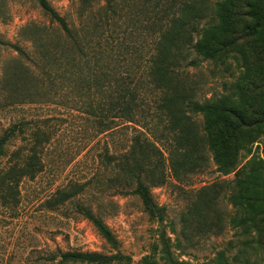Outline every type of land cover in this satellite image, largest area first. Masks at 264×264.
<instances>
[{
  "label": "rangeland",
  "instance_id": "374dc122",
  "mask_svg": "<svg viewBox=\"0 0 264 264\" xmlns=\"http://www.w3.org/2000/svg\"><path fill=\"white\" fill-rule=\"evenodd\" d=\"M187 1L192 0H47L84 43L97 47L95 59L105 58L99 43H107L111 59L122 63L119 72L144 79L161 32ZM224 1H195L199 18L193 37L199 48H188L177 69L187 96L200 103L228 97L241 122L213 112L218 131L225 124L236 129L228 128L230 139L211 150L205 115L190 113L197 135L195 166L174 174L166 152L173 138L159 93L147 91L138 124L124 126L115 119L113 129L102 133L99 120L87 111L90 98L99 104L87 87L93 81L87 83L70 40L55 30L36 0H0V137L16 128L0 156V170L12 155L24 153L34 129L48 137L44 168L20 183L17 208L0 205V264H56L51 257L59 251L129 258L114 264H166L163 244L183 264H264V25L249 17L235 25L224 21ZM207 36L217 43L213 54L204 49ZM105 67L101 61L95 74ZM137 134L163 149L160 169L154 157V174L142 178L150 187L149 208L105 156L128 151ZM161 173L163 183L153 186ZM75 185L83 189L78 196L56 210L45 209L57 189L70 191ZM78 206L103 221L115 247L77 212Z\"/></svg>",
  "mask_w": 264,
  "mask_h": 264
},
{
  "label": "trees",
  "instance_id": "16d2710c",
  "mask_svg": "<svg viewBox=\"0 0 264 264\" xmlns=\"http://www.w3.org/2000/svg\"><path fill=\"white\" fill-rule=\"evenodd\" d=\"M39 7L45 14L48 15L50 22L55 25V30L59 34L70 40L74 49V53L79 54L78 66L83 68L86 75L87 85L91 91L93 89V96L99 99V104L94 103V98H90L88 104V114L96 117L98 124L102 127L101 132L105 133L111 131V123L118 119L123 122L124 126L127 124L135 125L137 122V114L144 108L145 95L151 89L158 92L160 96V109L163 115L168 118V131L172 135L173 145L166 149L169 159L168 163L171 171L176 174L178 170L186 172L194 168L193 149L197 145V135L190 128V113L201 112L205 115L210 139V149L213 150L216 143H222L230 139L231 134L227 133V129L235 130L236 127L225 124V129L218 131L211 121V114L213 112H220L223 114H231L238 121L241 122L240 115L229 107V99L225 97L218 102L214 100H205L204 102H197L187 96L184 88L180 84L178 75V67L185 61L184 53L188 48L190 50H198L199 44L194 34H197L196 23L198 13L193 10L195 8L196 0L187 1L182 5V10L178 15L173 16L170 20V25L161 32L159 40L153 48V52L149 58V67H147V79L143 77H136L135 74H124L119 72V66L122 64L118 59H111L114 57L108 54L109 50L112 52V47L107 43H99L101 51L105 58V70L99 76L95 74L96 66L100 64L99 58L93 57V51L97 47H90L83 42L80 34L75 29H70L68 23L61 17L47 2V0H36ZM221 11V18L234 24L239 18L249 17L255 20V23L264 25V7L260 0H253L248 2L246 0H225L223 2ZM234 34L239 31L233 32ZM0 44L1 41H0ZM204 49L209 54H213V41L211 36L205 38ZM99 50V49H98ZM110 58V59H109ZM76 58V62L78 61ZM91 96V97H93ZM210 116V117H209ZM27 143V148L24 153L12 155L9 163L0 170V205L15 209L19 204V186L20 183L27 179L33 180L44 168L42 161V153L44 144L48 143V137L40 131L39 128L33 130ZM232 132V131H231ZM16 133V128L7 129L2 137H0V156L5 154V147ZM159 147L151 142L147 137H142L139 134L131 137V143L128 151L119 153L117 155L106 154L108 164L115 165L119 172L124 173L129 182L134 185V190L131 192L136 195L142 205L145 207L152 206V197L150 187L143 181L145 174H152L151 163L153 158L157 157L156 166L158 169L163 158V153ZM154 174V173H153ZM153 186H159L163 183V173L158 174ZM74 190L66 191V187L57 189L52 196L45 201L44 206L48 211H53L64 204L71 201L78 196L83 189L79 185H75ZM77 212L86 219L98 232L101 238L109 245L116 246L117 241L103 223L91 211V209L78 206ZM161 255L166 264H183L176 262L171 255L167 244H163L161 248ZM129 258L121 254L110 256L101 255L98 253H82L79 251H59L56 255L51 257L52 262L56 264H114L119 262H128ZM138 264H156L154 261L142 260Z\"/></svg>",
  "mask_w": 264,
  "mask_h": 264
}]
</instances>
